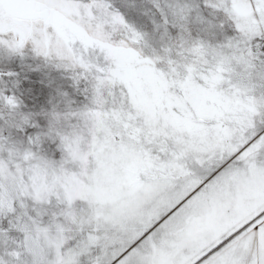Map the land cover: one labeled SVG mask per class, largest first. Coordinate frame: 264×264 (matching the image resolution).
I'll return each instance as SVG.
<instances>
[{
  "label": "snow or ice",
  "instance_id": "obj_1",
  "mask_svg": "<svg viewBox=\"0 0 264 264\" xmlns=\"http://www.w3.org/2000/svg\"><path fill=\"white\" fill-rule=\"evenodd\" d=\"M0 264H264V0H0Z\"/></svg>",
  "mask_w": 264,
  "mask_h": 264
}]
</instances>
